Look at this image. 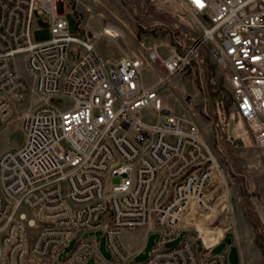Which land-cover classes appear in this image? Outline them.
I'll list each match as a JSON object with an SVG mask.
<instances>
[{
    "label": "built area",
    "instance_id": "1",
    "mask_svg": "<svg viewBox=\"0 0 264 264\" xmlns=\"http://www.w3.org/2000/svg\"><path fill=\"white\" fill-rule=\"evenodd\" d=\"M180 2L204 20L193 44L164 53L155 40L109 60L71 32L67 0H0V125L22 110L17 105L31 106L22 145L0 156V264L99 262L96 237L79 236L96 230L113 253L109 264H232L228 249L213 252L226 232L207 244L194 224L181 222L192 203L204 212L212 206L223 181L206 188L213 173L224 175L226 153L215 151L190 114L176 112L173 80L206 47L253 146L264 149V0ZM37 14L51 24L44 41L34 39ZM108 27L111 37L124 35ZM187 224L203 250L190 238L166 246ZM126 228L160 233L142 263L134 258L144 245L126 244ZM73 237L74 249L61 258Z\"/></svg>",
    "mask_w": 264,
    "mask_h": 264
},
{
    "label": "rangeland",
    "instance_id": "2",
    "mask_svg": "<svg viewBox=\"0 0 264 264\" xmlns=\"http://www.w3.org/2000/svg\"><path fill=\"white\" fill-rule=\"evenodd\" d=\"M71 32L83 38H90L104 59H118L126 52H138L143 44L159 41L163 52H178L193 44L203 34L201 21L180 0H67ZM113 23L120 26L124 35L111 37L104 32L105 26ZM36 41H44L52 36L51 24L42 15L35 18L33 31ZM74 55V51H73ZM20 66L25 65L20 55ZM199 62L193 68L179 74L173 80L177 97L176 112L189 114L201 127L207 140L216 152L222 147L226 153L223 160V173H213L206 190L219 184L212 193L207 212L201 211L194 202L185 210L181 222H190L199 229L213 227L214 236H204L206 242H217L226 232L225 238L213 248L214 253L229 250L232 264H264V149L253 146L245 121L240 118L234 106L232 95L218 65L206 47L199 48ZM151 70L145 72L147 82L154 81ZM69 101V100H68ZM22 110L4 124L0 125V156L7 150L18 148L24 140V116L31 109L29 102L19 104ZM229 137L231 140H229ZM220 146V147H219ZM220 152V151H219ZM225 177L228 186L225 184ZM206 204V201H205ZM182 229L178 236L166 246L178 245L183 239L195 241L198 250L203 243L193 225ZM142 230V229H141ZM217 234V235H215ZM79 236L96 237L99 244L100 259L90 257L85 264H109L113 253L108 246L102 230L81 231ZM123 240L133 248L144 245L135 256L142 263L160 240V233L152 230L141 233L126 228ZM209 239V240H208ZM77 242L73 237L61 253L64 258ZM30 264H51L45 259H35Z\"/></svg>",
    "mask_w": 264,
    "mask_h": 264
},
{
    "label": "crops",
    "instance_id": "3",
    "mask_svg": "<svg viewBox=\"0 0 264 264\" xmlns=\"http://www.w3.org/2000/svg\"><path fill=\"white\" fill-rule=\"evenodd\" d=\"M109 60H117V59H109ZM199 229V228H198ZM134 231H137L138 233H141L142 230L141 229H133ZM199 231L202 234V237L204 238V236H214V229L213 227H208V228H204V229H199ZM217 236H223L224 232H217ZM209 240V239H208ZM204 241L206 242V240L204 239ZM207 244H213L211 241L206 242Z\"/></svg>",
    "mask_w": 264,
    "mask_h": 264
},
{
    "label": "bare ground",
    "instance_id": "4",
    "mask_svg": "<svg viewBox=\"0 0 264 264\" xmlns=\"http://www.w3.org/2000/svg\"><path fill=\"white\" fill-rule=\"evenodd\" d=\"M104 32L106 33V35H111V33H114L111 27H108L106 30H104Z\"/></svg>",
    "mask_w": 264,
    "mask_h": 264
}]
</instances>
